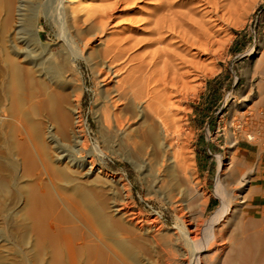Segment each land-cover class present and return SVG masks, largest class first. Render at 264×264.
<instances>
[{
  "label": "rangeland",
  "instance_id": "374dc122",
  "mask_svg": "<svg viewBox=\"0 0 264 264\" xmlns=\"http://www.w3.org/2000/svg\"><path fill=\"white\" fill-rule=\"evenodd\" d=\"M31 1L35 11L39 12L38 22H34L33 26L34 30L38 29L40 38L37 44L31 39V34L25 35L26 44L12 37L14 18L10 14L13 0H0V264H50L52 260L51 244L47 241L38 245L32 227L30 206L31 203L33 205L38 183L49 191L43 199V208L47 209V223H66L69 228L75 227L74 233L87 235L88 238L95 234L104 236L127 264H162L161 248L175 249L184 244L182 235L178 236L176 225L180 211L175 201L185 179L174 167L171 175L155 181L151 168L156 159L154 149L148 146V153H145L138 144L126 143L110 136L111 133L104 125L103 112L105 104L109 103L108 93L114 88L113 79L100 80L92 67L80 58V51L67 52L63 44L71 30L68 25L69 16L67 13L65 16L63 10L69 13L72 5L80 2L84 4H77L78 8L73 7L85 13L89 6L107 1L88 0L87 3V0H63V8H57L54 0ZM239 10L222 24L220 35L223 41L217 46L216 52L213 55H202L204 62H209L214 69L206 70L199 76L198 81L202 85L198 94H189L188 99L182 103L186 111L181 113L185 114L183 122L187 121L184 123L189 128L186 130L189 135L181 136L180 145L184 146L181 150L183 156H187L186 165L188 161L194 162L191 165L189 162L190 167L188 165L186 170H195V174L192 172L189 175L187 172L188 176L194 174L193 178L198 180L201 190L209 196L203 217L209 216L219 205L213 188L218 157H225L228 134L234 131L230 124L234 119L237 121L239 113L253 111L259 95V83L264 82L262 63H258L259 51L264 49V0H243ZM61 12L62 17L59 15ZM14 41L19 47L23 45L25 48L27 45V52L40 50L41 54L47 56V60L54 63L53 70L46 72V66L29 63V60L36 61L37 57L17 53L12 45ZM13 59L19 61L18 65ZM12 70L17 73L14 78L10 76ZM43 70L45 74L41 72ZM27 71L32 75V82L24 77ZM61 90L69 95L67 105L60 106L56 102L54 93ZM30 91L36 96V101L46 97L45 104L29 110L27 95ZM144 115L146 118V111ZM65 119H69L67 121L71 124L67 132ZM74 124L82 139V143H78H81L79 153L69 152L67 148L73 143L71 126L74 128ZM49 125L56 133L54 139L59 142L47 138L45 132ZM26 130H31L36 147L32 158L26 154ZM240 146L246 145L241 143ZM248 148L254 152V147ZM58 149L66 153V159L68 156L76 160L85 158L84 163L93 165V172L83 175L81 168H75L66 159L54 161ZM232 178L227 177L228 186H234ZM125 197L139 213L156 216V227H159L148 231L151 232L149 234L127 223L125 217L114 210L115 205ZM196 209L191 207L190 211L195 212ZM83 212L89 216L87 222L79 215H83ZM106 214L112 216V219L109 216L106 218ZM61 218L67 219L63 222Z\"/></svg>",
  "mask_w": 264,
  "mask_h": 264
},
{
  "label": "bare ground",
  "instance_id": "6f19581e",
  "mask_svg": "<svg viewBox=\"0 0 264 264\" xmlns=\"http://www.w3.org/2000/svg\"><path fill=\"white\" fill-rule=\"evenodd\" d=\"M54 1L57 8L64 7L63 0ZM106 1L104 4L89 6L85 13L77 10L78 3L73 4L74 7L77 6L76 9L72 5L69 13L63 10L64 15L66 16L67 13L69 16L68 25L71 28V30L68 28L69 37L64 38L63 44L67 52L80 51V58L82 57L92 67L100 80L113 79L114 88L110 89V92L108 89L109 103L105 104L103 112L104 125L111 133L110 136L126 143L138 144L145 153H148L149 148L154 149L156 159L155 162L154 159L152 160L154 164L150 167L155 181L171 175L174 167L185 179L175 201L180 211L176 225L178 230H176L179 231V237V234L182 235L184 244L175 249L161 248L162 264H264V82L259 83V95L254 102L253 111L241 112L236 117L237 121H234L235 119L233 122L230 121L234 131L227 133L228 146L225 157H218L219 164L213 188V194L218 197L219 205L207 217H203V214L209 196L201 190L198 180L193 178L195 170L191 168L194 174L191 175L192 177L188 176V173L189 175L192 173L186 170L190 161L186 165L187 156L186 158L185 155L183 156L184 146L180 145L181 136L189 133L186 131L189 128L184 123L187 121L183 122L186 117L181 112L186 107L182 103L189 94L191 96L198 94L202 85V82L198 81L199 76L206 70L214 69L213 65L208 64L209 62H204L202 55H213L216 52L217 46L223 41L220 35L222 24L239 10L243 0ZM86 2L88 3V0ZM12 3L10 14L14 18L12 37L26 44L25 35L31 34V39L33 38V42L37 44L40 38L38 29L34 30L33 26L38 22L39 12L35 11V5L31 0H13ZM80 11L82 12L83 9ZM61 14L62 12L59 15ZM12 45L17 53H27L26 55L37 57L36 61L29 60V63L46 66L44 69L46 72L53 70L54 63L47 60V56L41 54L40 50L33 51L34 48L31 53L26 51L27 45L25 48L22 47L23 45L19 47L15 41ZM259 55L258 63H262L261 68L264 71V49L259 51ZM8 59L11 60L12 57ZM13 60L18 65L19 61ZM44 70L41 72L44 73ZM14 71L10 72L12 78L17 75ZM24 77L30 82L33 80L29 71ZM54 95L60 106L69 103L67 92L56 91ZM27 97L29 110L36 105L40 108V105L45 104L46 101L45 96L44 100L38 98L36 101L32 91ZM144 111L147 112L146 118L145 115L143 116ZM67 120L65 119L66 132L71 125ZM78 130L76 125L74 128L71 126L73 143L68 147L65 145L69 152L81 151L79 145L82 139ZM26 132L28 133L26 154L32 158L36 147L31 130ZM45 133L50 140L59 142L54 139L56 133L50 125ZM80 141L81 143L78 144ZM60 143L62 144V141ZM241 143H245L246 146L241 147ZM248 147H254V152ZM61 150L58 149L54 161L66 159V153H62ZM238 155L241 157L238 158ZM255 158H257L256 164ZM83 160L68 156L65 161L75 168H81L83 175L91 174L93 165L91 163L88 165ZM47 165L49 166L50 163ZM228 176L233 177L234 186L231 185L233 182L228 186ZM243 191L245 192L241 195ZM47 194H49L48 188L45 189L41 183H38L36 193L33 195V205L31 203L30 206L32 207L30 215L37 244L41 245L47 241L51 244L50 264L128 263L100 234L88 238L87 235L74 233L75 227L70 225L69 228L66 223H47V209L43 208V199ZM191 207L197 208L196 211L199 212L194 210L191 212ZM114 210L124 216L127 223H132L143 231H151L158 221L156 216L143 215L136 211L126 197L115 205ZM79 215L86 222L89 220V216L87 217L84 212L83 215ZM108 216L112 219V216L106 214V218ZM62 218L60 221L63 222L67 219L62 220ZM143 225H145L144 229ZM131 234L133 235V232Z\"/></svg>",
  "mask_w": 264,
  "mask_h": 264
}]
</instances>
